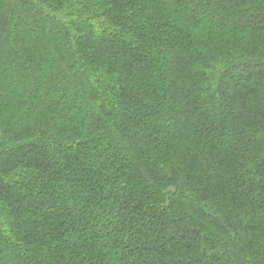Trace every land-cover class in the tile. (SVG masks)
Segmentation results:
<instances>
[{
    "label": "trees",
    "instance_id": "obj_1",
    "mask_svg": "<svg viewBox=\"0 0 264 264\" xmlns=\"http://www.w3.org/2000/svg\"><path fill=\"white\" fill-rule=\"evenodd\" d=\"M0 264H264V0H0Z\"/></svg>",
    "mask_w": 264,
    "mask_h": 264
}]
</instances>
